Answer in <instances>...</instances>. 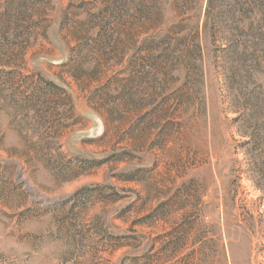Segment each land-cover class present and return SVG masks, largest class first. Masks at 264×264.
Returning a JSON list of instances; mask_svg holds the SVG:
<instances>
[{"label": "rangeland", "instance_id": "1", "mask_svg": "<svg viewBox=\"0 0 264 264\" xmlns=\"http://www.w3.org/2000/svg\"><path fill=\"white\" fill-rule=\"evenodd\" d=\"M232 2L221 29L207 0H0V264H264V39Z\"/></svg>", "mask_w": 264, "mask_h": 264}, {"label": "trees", "instance_id": "2", "mask_svg": "<svg viewBox=\"0 0 264 264\" xmlns=\"http://www.w3.org/2000/svg\"><path fill=\"white\" fill-rule=\"evenodd\" d=\"M232 5L230 10L237 14L238 16L232 20L233 29L242 37V39H246L247 37L256 38L257 40L264 39V18L261 20L259 24H254L251 19L252 13L255 11V3L256 0H232ZM215 0H207V6L205 9L203 26L206 28L207 26H212L216 23L218 28H223L224 22H217V20L213 18L212 9L214 6ZM241 47V49L239 48ZM239 48V49H238ZM248 47L240 42V45H235V52L238 55V62L240 66L249 65V62L252 61L251 58L245 54V51ZM245 136L249 137L244 144H249L251 142L250 136L245 134Z\"/></svg>", "mask_w": 264, "mask_h": 264}]
</instances>
